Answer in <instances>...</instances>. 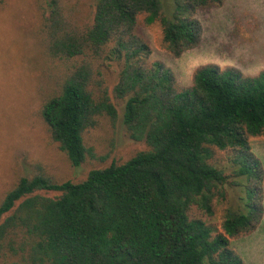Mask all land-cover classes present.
Listing matches in <instances>:
<instances>
[{"label": "trees", "instance_id": "trees-1", "mask_svg": "<svg viewBox=\"0 0 264 264\" xmlns=\"http://www.w3.org/2000/svg\"><path fill=\"white\" fill-rule=\"evenodd\" d=\"M165 2L171 16L163 0H35L37 113L51 142L80 168L97 157L85 133L115 129L123 106L127 137L148 148L80 182L26 162L32 172L0 199V264H247L232 241L264 225V163L252 147L264 138V71L208 65L180 88L151 61L143 29L158 24L179 58L201 43L197 13L225 0Z\"/></svg>", "mask_w": 264, "mask_h": 264}, {"label": "rangeland", "instance_id": "rangeland-1", "mask_svg": "<svg viewBox=\"0 0 264 264\" xmlns=\"http://www.w3.org/2000/svg\"><path fill=\"white\" fill-rule=\"evenodd\" d=\"M163 3L171 16L173 11L165 0ZM36 19L35 0H11L6 8L0 9V199L14 186L21 171L32 172L27 163H41L60 182H80L90 170L114 162L124 163L148 148L145 142L127 137L123 106L118 107L120 117L115 129L105 126L85 133V142L94 148L97 157L82 167L74 168L58 145L51 142L47 126L37 113L41 105L38 86L43 67L40 46L33 35ZM197 19L203 27L201 43L179 58L162 47V30L158 24L143 29L152 49L151 61L171 68L180 88L192 86L195 72L208 65L222 70L235 68L246 76L264 71V0H225L219 8L199 11ZM117 75L116 67L108 71L111 90ZM252 147L264 163V138L253 139ZM226 157L227 154H220V159ZM241 195L240 190L231 191L232 202L237 204ZM223 212L219 210L217 226ZM262 226L254 234L232 241L247 264H264Z\"/></svg>", "mask_w": 264, "mask_h": 264}]
</instances>
